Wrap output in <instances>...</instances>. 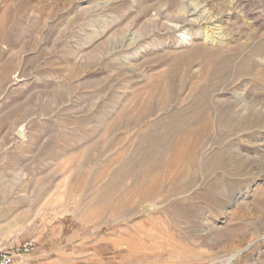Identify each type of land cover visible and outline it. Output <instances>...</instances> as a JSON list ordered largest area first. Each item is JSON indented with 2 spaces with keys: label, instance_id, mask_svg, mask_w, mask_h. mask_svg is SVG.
<instances>
[{
  "label": "rangeland",
  "instance_id": "rangeland-1",
  "mask_svg": "<svg viewBox=\"0 0 264 264\" xmlns=\"http://www.w3.org/2000/svg\"><path fill=\"white\" fill-rule=\"evenodd\" d=\"M27 240L264 264V0H0V243Z\"/></svg>",
  "mask_w": 264,
  "mask_h": 264
},
{
  "label": "built area",
  "instance_id": "built-area-1",
  "mask_svg": "<svg viewBox=\"0 0 264 264\" xmlns=\"http://www.w3.org/2000/svg\"><path fill=\"white\" fill-rule=\"evenodd\" d=\"M37 250L34 240L0 243V264H24L25 259Z\"/></svg>",
  "mask_w": 264,
  "mask_h": 264
},
{
  "label": "bare ground",
  "instance_id": "bare-ground-1",
  "mask_svg": "<svg viewBox=\"0 0 264 264\" xmlns=\"http://www.w3.org/2000/svg\"><path fill=\"white\" fill-rule=\"evenodd\" d=\"M192 6V5H191ZM194 7V6H193ZM193 7H190L189 5L185 4V6L183 7V12L180 13L178 15V20L176 21L177 24L179 23H183L185 25H188L190 27L194 26V25H200V24H204V23H211L212 21V17L208 16V15H205L202 13V11L200 10V8H193ZM201 12V14H200ZM172 24V23H171ZM171 29L174 30V31H179L181 29V27L178 26H171ZM206 29V28H205ZM206 31V30H205ZM187 32H181V37H182V40L183 41H186L188 40V36L186 35ZM201 34V31H199L197 33V35H200ZM218 35V34H217ZM135 34L134 33H131L128 35V38L126 39V41L129 42V44L132 43V45L138 41V39H135ZM124 41V40H123ZM125 41V42H126ZM124 44V43H122ZM128 44V43H127ZM125 47V46H124ZM128 55V54H127ZM150 207V206H149ZM148 207V208H149ZM251 245V244H250Z\"/></svg>",
  "mask_w": 264,
  "mask_h": 264
},
{
  "label": "crops",
  "instance_id": "crops-1",
  "mask_svg": "<svg viewBox=\"0 0 264 264\" xmlns=\"http://www.w3.org/2000/svg\"><path fill=\"white\" fill-rule=\"evenodd\" d=\"M24 264H43L40 260V256L36 258H31L30 256L25 259Z\"/></svg>",
  "mask_w": 264,
  "mask_h": 264
}]
</instances>
